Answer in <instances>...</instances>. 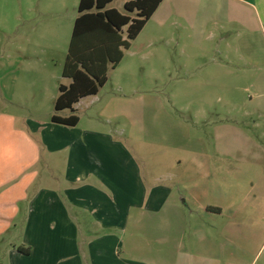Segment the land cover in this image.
Segmentation results:
<instances>
[{"label": "crops", "instance_id": "obj_1", "mask_svg": "<svg viewBox=\"0 0 264 264\" xmlns=\"http://www.w3.org/2000/svg\"><path fill=\"white\" fill-rule=\"evenodd\" d=\"M8 1L0 0V264H245L264 233V0H164L125 51L115 71L125 57L134 58L151 24L155 33L140 60L165 43L164 32L189 30L193 49H221L195 56L213 65L204 72L207 88L219 81L220 94L233 85L241 98L248 96L220 110L203 148L191 139L193 150L166 159L169 169L155 178L126 150L129 138L95 130L94 119L79 130L81 118L67 127L52 123L54 114L50 122L10 114V105L29 113L52 100L55 106L60 85L70 84L62 76L68 84L59 83L53 96V74L37 58L33 21L54 14L42 30L57 31L69 22L70 9L68 0ZM13 37L10 53L6 41ZM101 90L59 115H76L85 101L91 108ZM45 152L49 159L66 156L64 188L38 185ZM150 232L156 249L147 241Z\"/></svg>", "mask_w": 264, "mask_h": 264}, {"label": "rangeland", "instance_id": "obj_2", "mask_svg": "<svg viewBox=\"0 0 264 264\" xmlns=\"http://www.w3.org/2000/svg\"><path fill=\"white\" fill-rule=\"evenodd\" d=\"M125 1L113 0L108 8L123 12ZM7 4L11 6L13 1H8ZM67 5L71 10L65 14L70 17L69 22L63 23L57 31L42 30L45 26L42 24H50L49 19L56 18L54 14L50 17L45 15L46 13L37 14L33 20L38 26L35 41L37 58L46 62L53 74L50 89L54 97L58 95L59 83L68 84L67 80H61L62 69L74 26L73 11L77 16L78 5L74 0H68ZM153 28L155 29V26L151 24L132 50L131 53H135L134 58L125 57L117 71L109 72V82L101 90L100 101L95 102L91 108L88 102L81 103L75 114L81 118L79 130L87 128L86 125L95 120V123L98 122L100 125L96 123L98 128L95 130L102 133L110 131L119 140L129 138L127 146L123 142L120 143L133 155L138 167L155 178L169 169L170 162L165 164L166 159L182 158L188 151L193 150L191 139H200L199 146L203 148V141H209L214 123L218 124L223 114L220 110L230 104L242 105L248 96L244 95L241 98L240 91L238 92L233 85L229 86L226 95L220 94L217 92L221 85L219 81H214V85L209 86L211 89L208 90L204 72L213 65L206 63L205 56L202 58L195 56L208 53L219 55L221 49L217 44L207 49V54L205 47L193 49L190 46L192 36L189 30L171 29L164 32L165 43L156 44L147 50L144 53L146 59L140 60L139 55L145 50L146 40L155 33ZM14 40L13 37L6 41L7 52L11 53L14 49ZM187 70L193 74H186ZM0 102L2 104L1 99ZM208 103L212 104L211 110L203 115L202 109H206ZM10 107H13L10 110L11 115L18 113L31 120L36 118L50 122V116L55 114L54 100L44 103L40 109H35L31 113L17 112L19 111L17 107L13 105ZM70 114L65 112L61 115L66 117ZM195 116H201L200 120L195 122ZM106 122L111 124H105ZM45 154L46 152L37 163L40 173L38 185L43 184L53 189L64 188L66 156L53 154L49 159L50 156ZM179 226L178 224L177 227ZM146 237L150 248L156 249V234L150 232ZM187 237L186 247L190 243ZM243 260L245 264H264V233L256 240L250 255L244 256Z\"/></svg>", "mask_w": 264, "mask_h": 264}, {"label": "trees", "instance_id": "obj_3", "mask_svg": "<svg viewBox=\"0 0 264 264\" xmlns=\"http://www.w3.org/2000/svg\"><path fill=\"white\" fill-rule=\"evenodd\" d=\"M164 0H131L123 12L108 8L113 0H80L62 76L71 82L60 85L51 122L76 127L79 117H62L59 113L73 108L82 99L96 96L107 84L109 72L115 70L125 51L143 31ZM21 252L27 253L23 248Z\"/></svg>", "mask_w": 264, "mask_h": 264}]
</instances>
